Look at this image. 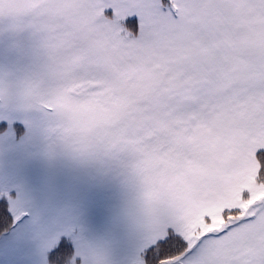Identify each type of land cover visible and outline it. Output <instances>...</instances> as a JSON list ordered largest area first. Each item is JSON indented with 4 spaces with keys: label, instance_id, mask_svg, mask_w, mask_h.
I'll list each match as a JSON object with an SVG mask.
<instances>
[{
    "label": "snow or ice",
    "instance_id": "1",
    "mask_svg": "<svg viewBox=\"0 0 264 264\" xmlns=\"http://www.w3.org/2000/svg\"><path fill=\"white\" fill-rule=\"evenodd\" d=\"M0 264H264V0H0Z\"/></svg>",
    "mask_w": 264,
    "mask_h": 264
}]
</instances>
